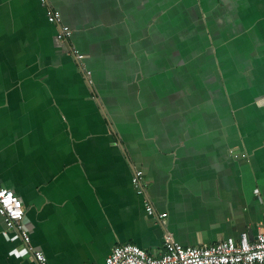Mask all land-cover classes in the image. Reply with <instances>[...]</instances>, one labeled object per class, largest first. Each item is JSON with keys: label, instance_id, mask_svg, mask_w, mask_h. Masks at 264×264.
I'll return each mask as SVG.
<instances>
[{"label": "crops", "instance_id": "crops-1", "mask_svg": "<svg viewBox=\"0 0 264 264\" xmlns=\"http://www.w3.org/2000/svg\"><path fill=\"white\" fill-rule=\"evenodd\" d=\"M53 6L68 43L39 0H0V184L30 228L0 215V264L264 232V0Z\"/></svg>", "mask_w": 264, "mask_h": 264}, {"label": "built area", "instance_id": "built-area-1", "mask_svg": "<svg viewBox=\"0 0 264 264\" xmlns=\"http://www.w3.org/2000/svg\"><path fill=\"white\" fill-rule=\"evenodd\" d=\"M46 10L48 22L58 28V37L68 43L74 37V31L64 23L62 14L53 6V0H39ZM75 56L78 51L72 49ZM79 56V55H78ZM88 78L90 72L86 71ZM144 177L136 173L134 186L144 192ZM150 216H156V211L150 202L146 204ZM0 215L11 231L22 235L24 242L30 244V228L26 223L25 208L19 197L0 184ZM158 218L165 219L167 214ZM37 264H50L46 255L37 251L34 253ZM106 264H264V232L251 240L247 232L238 239L228 238L221 243L208 248L184 247L180 243L168 238L164 251L160 256H153L146 250L133 244H126L114 249Z\"/></svg>", "mask_w": 264, "mask_h": 264}]
</instances>
